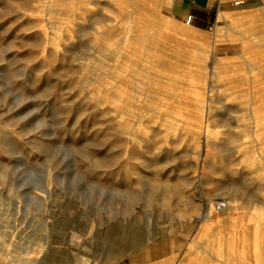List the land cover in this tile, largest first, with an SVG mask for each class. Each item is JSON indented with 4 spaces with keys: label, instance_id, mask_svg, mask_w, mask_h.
Here are the masks:
<instances>
[{
    "label": "rangeland",
    "instance_id": "374dc122",
    "mask_svg": "<svg viewBox=\"0 0 264 264\" xmlns=\"http://www.w3.org/2000/svg\"><path fill=\"white\" fill-rule=\"evenodd\" d=\"M159 1L0 0V264H264V0Z\"/></svg>",
    "mask_w": 264,
    "mask_h": 264
},
{
    "label": "crops",
    "instance_id": "0c3cea01",
    "mask_svg": "<svg viewBox=\"0 0 264 264\" xmlns=\"http://www.w3.org/2000/svg\"><path fill=\"white\" fill-rule=\"evenodd\" d=\"M157 1L158 4L162 3L159 0ZM232 1L233 0H169L168 5H166L167 8L169 7L166 17L173 19L177 23L186 24L193 33L192 36H203L205 34L207 35L210 30H212L211 32H215L213 30L215 26H218L217 28L224 26L227 21L226 19H229L232 14H242V10L245 8H235V5L231 4ZM247 1L251 0H243L242 4ZM158 6L165 5L162 4ZM189 14L192 15V19L190 23H186L184 18ZM221 22L224 24H218ZM218 32H220V34L223 33V31ZM222 210L219 212H222Z\"/></svg>",
    "mask_w": 264,
    "mask_h": 264
},
{
    "label": "bare ground",
    "instance_id": "6f19581e",
    "mask_svg": "<svg viewBox=\"0 0 264 264\" xmlns=\"http://www.w3.org/2000/svg\"><path fill=\"white\" fill-rule=\"evenodd\" d=\"M236 1H239V0H236ZM140 7L138 8L139 9V12H140V14L141 15H143V14H145V12H148V13H151V14H155L153 11H151L150 12V10H148V8L146 9V6L144 5V3H141L140 5H139ZM135 20V19H134ZM134 20H131L130 22H131V24L130 25H132V26H130L129 25V27H130V29H131V27H135V28H137V29H139V30H141V31H143L142 30V28H144V24H143V21L142 20H140L139 18H136V21H134ZM135 23H134V22ZM156 21V24L159 26L158 28H159V30H162L163 28H170V30L171 31H173L172 30V26H171V24L169 25V24H167V23H165L164 21H162L161 20V18H157V20H155ZM129 30V28L126 30L128 33L130 32V31H128ZM128 38H130V40L131 39H133V37L131 36V35H129V37ZM136 39H139L140 40V45H138L139 46V49L141 48V49H143L142 47L144 46V45H146V44H144V42H142V36H140V35H136ZM128 42V41H127ZM131 42V41H130ZM130 42H128V44L127 45H129V43ZM160 44V43H159ZM162 44H165V45H167V46H169L170 48H173L174 46L173 45H170L168 42H163V41H161V45ZM130 45H132V43H130ZM135 45V44H134ZM147 46V45H146ZM133 50L134 51H136V47L134 46L133 47ZM140 51V50H139ZM140 56V55H139ZM157 59H159V57H156Z\"/></svg>",
    "mask_w": 264,
    "mask_h": 264
},
{
    "label": "built area",
    "instance_id": "2783aa9c",
    "mask_svg": "<svg viewBox=\"0 0 264 264\" xmlns=\"http://www.w3.org/2000/svg\"><path fill=\"white\" fill-rule=\"evenodd\" d=\"M243 0L241 1H236V0H233L232 3L233 5H239V4H242ZM192 18V15L189 14L186 18V22L189 23L190 20ZM226 206V201L225 200H217L214 202V210L215 211H221L222 209H224V207Z\"/></svg>",
    "mask_w": 264,
    "mask_h": 264
}]
</instances>
